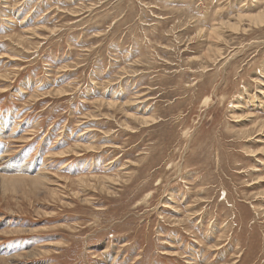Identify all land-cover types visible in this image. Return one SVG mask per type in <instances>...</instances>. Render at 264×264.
I'll return each instance as SVG.
<instances>
[{"label":"rangeland","instance_id":"rangeland-1","mask_svg":"<svg viewBox=\"0 0 264 264\" xmlns=\"http://www.w3.org/2000/svg\"><path fill=\"white\" fill-rule=\"evenodd\" d=\"M264 0H0V264H264Z\"/></svg>","mask_w":264,"mask_h":264},{"label":"bare ground","instance_id":"bare-ground-1","mask_svg":"<svg viewBox=\"0 0 264 264\" xmlns=\"http://www.w3.org/2000/svg\"><path fill=\"white\" fill-rule=\"evenodd\" d=\"M251 20L255 23L264 22V10L251 16Z\"/></svg>","mask_w":264,"mask_h":264}]
</instances>
